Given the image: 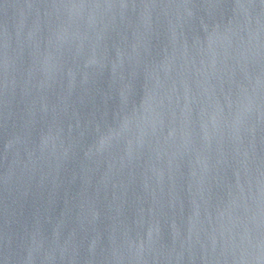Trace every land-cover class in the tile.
<instances>
[{"label":"water","instance_id":"1","mask_svg":"<svg viewBox=\"0 0 264 264\" xmlns=\"http://www.w3.org/2000/svg\"><path fill=\"white\" fill-rule=\"evenodd\" d=\"M0 264H264V0H0Z\"/></svg>","mask_w":264,"mask_h":264}]
</instances>
